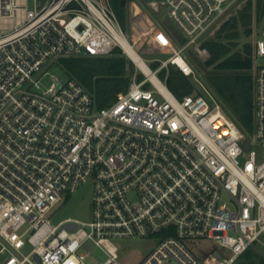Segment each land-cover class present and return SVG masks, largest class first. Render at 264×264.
<instances>
[{
  "label": "built area",
  "instance_id": "obj_1",
  "mask_svg": "<svg viewBox=\"0 0 264 264\" xmlns=\"http://www.w3.org/2000/svg\"><path fill=\"white\" fill-rule=\"evenodd\" d=\"M29 1L0 0V264H90V244L106 255L99 264H127L112 240L154 235L134 264H234L264 236V27L252 34L246 133L209 92L178 98L159 76L171 66L191 76L187 52L242 0H153L182 45L155 70L145 61L149 72L104 108L78 80L44 78L61 59L122 48L111 0ZM89 180L92 221L54 224ZM198 239L216 247L200 254Z\"/></svg>",
  "mask_w": 264,
  "mask_h": 264
},
{
  "label": "trees",
  "instance_id": "obj_2",
  "mask_svg": "<svg viewBox=\"0 0 264 264\" xmlns=\"http://www.w3.org/2000/svg\"><path fill=\"white\" fill-rule=\"evenodd\" d=\"M121 1L111 0L119 19L124 22L126 10ZM263 18L264 0H250L237 14L221 24L214 38L201 45L209 53L205 61L208 67L231 73L210 76L211 85L224 112L246 133L253 131V77L250 73L253 68V46L251 43L241 46L240 38L243 35L252 36L253 23ZM120 52L117 49L106 58L78 57L61 59L60 62L70 77L82 83L94 95L97 105L104 108L116 100L119 92L126 91L132 81L133 71L129 72V66L133 67V64H129L128 58L121 56ZM160 75L176 97L183 98L195 93L191 76L179 69L171 66L163 69ZM234 264H264V255L249 248Z\"/></svg>",
  "mask_w": 264,
  "mask_h": 264
},
{
  "label": "rangeland",
  "instance_id": "obj_3",
  "mask_svg": "<svg viewBox=\"0 0 264 264\" xmlns=\"http://www.w3.org/2000/svg\"><path fill=\"white\" fill-rule=\"evenodd\" d=\"M152 1L153 0H127L126 6L124 7L126 10L125 20L124 22L120 19L119 20L133 47L147 64L155 70L160 67L162 61L167 60L170 57L173 48H179L182 45V39L168 19V14H160L156 8L152 7ZM249 1L250 0H242L230 11L227 19L237 14L238 11L243 9ZM29 7H34L32 0L29 1ZM252 27L253 32L255 28L264 27V18L262 21H255ZM218 30L219 26L213 30L205 41L214 38ZM252 40L253 36L246 37L243 35L240 38V45L242 46L246 43L252 44ZM201 45L192 47L186 54L187 61L193 69L191 79L195 85L194 94L206 95L207 92H209L220 104L219 97L211 85L210 76H217L219 74L231 75V73L219 72L213 67H208L205 64V61L208 59L209 53L203 50ZM117 49L121 51V56H126L128 58L130 61L129 64H133V67L129 66V72L133 71L132 78L135 73H140L139 67H137L126 52L121 47L116 48L114 51ZM113 53L108 56L93 58H106L112 56ZM257 63L264 64V57H259ZM48 72L47 77L44 78L45 87H49L52 83V75L57 76L64 81H67L70 78L69 72L63 67L60 61L52 64ZM159 76L162 79L160 74ZM210 103L214 105L213 101H210ZM93 187V181L89 180L73 195L59 203L50 214L53 223L58 224L68 218L83 222H91ZM160 238L161 235H154L146 238H115L112 241L118 247L121 259L127 264H134L140 259L148 256L156 248ZM190 246L194 250H198V253L202 254L201 251H210L216 247V244L209 239H198L193 240L192 243H190ZM256 246L264 252V236L260 238V241L257 242ZM89 248H91L93 252L88 260L90 264H99L106 259L104 252L94 244H90Z\"/></svg>",
  "mask_w": 264,
  "mask_h": 264
},
{
  "label": "bare ground",
  "instance_id": "obj_4",
  "mask_svg": "<svg viewBox=\"0 0 264 264\" xmlns=\"http://www.w3.org/2000/svg\"><path fill=\"white\" fill-rule=\"evenodd\" d=\"M121 46L137 67L149 72L148 66L142 56L136 51L127 38H121ZM180 61V60H179Z\"/></svg>",
  "mask_w": 264,
  "mask_h": 264
},
{
  "label": "water",
  "instance_id": "obj_5",
  "mask_svg": "<svg viewBox=\"0 0 264 264\" xmlns=\"http://www.w3.org/2000/svg\"><path fill=\"white\" fill-rule=\"evenodd\" d=\"M126 1H127V0H122V1H121V5H122L123 7L126 6ZM252 248L255 249V250H257L258 252H260L261 254L264 255V253H263L261 250H259L256 246H253Z\"/></svg>",
  "mask_w": 264,
  "mask_h": 264
}]
</instances>
